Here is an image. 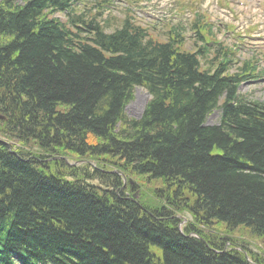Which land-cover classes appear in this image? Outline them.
I'll return each instance as SVG.
<instances>
[{
  "label": "trees",
  "instance_id": "obj_1",
  "mask_svg": "<svg viewBox=\"0 0 264 264\" xmlns=\"http://www.w3.org/2000/svg\"><path fill=\"white\" fill-rule=\"evenodd\" d=\"M69 1L0 0V138L25 149L0 141V260L247 264L179 233L176 214H191L185 234L215 223L264 241V103L237 99L224 63L201 69L129 24L104 33L77 17L86 35L69 30L50 16ZM135 85L150 99L127 118ZM214 107L220 122L204 125ZM108 170L165 191L144 211Z\"/></svg>",
  "mask_w": 264,
  "mask_h": 264
},
{
  "label": "rangeland",
  "instance_id": "obj_2",
  "mask_svg": "<svg viewBox=\"0 0 264 264\" xmlns=\"http://www.w3.org/2000/svg\"><path fill=\"white\" fill-rule=\"evenodd\" d=\"M96 1L97 0H82L81 4L77 5L76 7L74 6V7L76 10H81L85 7H91L92 5H95ZM239 1L240 0H233L230 3L233 5V7L239 8L240 7ZM211 2H213V0H199V6L200 8H203L204 5H206L207 3L210 4ZM233 2L235 4H233ZM111 3L112 5L110 6L109 11L103 13L100 16L101 18L105 17V20L102 21V24L108 30L112 29L115 26H118L122 16L125 14L123 2H120L118 0H112ZM175 3L177 5V9L179 12H183L187 10V0H175ZM230 3L227 0H222V4L225 7H229ZM246 3L253 4L254 8L250 12L246 11V13L242 14L245 17L244 22L240 23L239 21L237 22L238 25H242V27H244L245 26L244 23L247 24V22L250 19H253V21H259V25L261 26V28L257 30L255 35L264 36V8H261L260 3H257L254 0H247L245 4ZM262 3L264 6L263 1ZM143 5H153L149 7L147 6L146 8H141L142 11H145L146 13H143L140 18H143L144 21H146L149 25H155L156 27H160L161 22L159 19L160 17H162L161 15H165V17L162 18V21L164 23L175 24L177 22H180L182 23V25H185L186 28H189L191 12H184L181 18H177L176 15H178V13L174 11L172 16H170V11L168 9H173V5L170 2V0H145V3ZM154 6H156L160 10L155 11ZM103 8H105V5L103 6ZM164 9L166 10L165 13H164ZM253 11L255 14H252ZM212 13L215 17L221 16L222 17L221 19L224 21L225 20H233V21L236 20V16L234 15L233 11L230 12L227 10H222V12H219V10H215V8H213ZM240 15L241 14L239 13V16ZM56 16H58L63 22H65L66 16L63 13H56ZM195 19L196 17H192V21ZM250 23H252V20L248 22V24ZM165 29L166 27H164L163 30H160L158 32L162 33ZM185 34L187 36L184 41L185 48H195L196 45L194 44V42L196 41V38L190 37L189 29L185 31ZM217 37L221 41H223V43L225 44L231 45L233 43L231 35L227 33L226 30H223L221 31V33H218ZM249 39L257 40L258 41L257 46L258 47L262 46V48L259 50L264 52V41L261 37L260 38L255 37V38H249ZM228 45H224L221 48V49H224V52L227 53V55H228V52H227ZM252 46L253 44L249 43L248 41H245L244 46H242V44L238 45L237 53L240 56L239 60L240 59L243 60L244 58L248 57V55H250L252 52H255V49L252 48ZM257 53L259 54L260 52H257ZM257 64H258V67L261 69L262 75L254 79L242 82L237 88L239 96L247 98L246 100H249V101H255V100L257 101V100L264 99V56L262 57V59H258ZM149 97L150 95L148 91L143 86L136 85L133 88L132 98L127 103H125L123 107V112L125 116L129 118L138 117L145 103L149 99ZM219 115H220V111L218 109H214L211 112H209L205 119L206 124L217 123L219 121ZM12 146L16 149L22 148L23 150H25L22 147V145L19 146L17 144H13ZM125 176L126 178L128 177V175H125ZM138 184L141 187L150 186L152 189L156 187L158 192L165 191L163 188L159 186L158 183H154V185H152L153 183L151 184V183L145 182L143 178L141 179L140 182L138 181ZM142 192L148 193L146 188H143ZM177 214L179 215V218H180L179 219L180 225L185 223L187 220H190L189 215H184L182 213H177ZM199 227L201 228L203 235H205L206 238L209 239V241H215L217 244L222 243V245H225L226 248L235 247V248L243 249L246 251L248 256H249V253H253L254 255H252L251 257H254V260H256L257 263L264 264V241L252 236L245 228L239 226L233 229H226L225 226L221 224L212 225V227L210 226L209 228L203 225Z\"/></svg>",
  "mask_w": 264,
  "mask_h": 264
},
{
  "label": "bare ground",
  "instance_id": "obj_3",
  "mask_svg": "<svg viewBox=\"0 0 264 264\" xmlns=\"http://www.w3.org/2000/svg\"><path fill=\"white\" fill-rule=\"evenodd\" d=\"M244 228V227H243ZM246 229V228H245ZM247 230V229H246ZM38 252L40 253H45V251H42L41 249H37Z\"/></svg>",
  "mask_w": 264,
  "mask_h": 264
}]
</instances>
